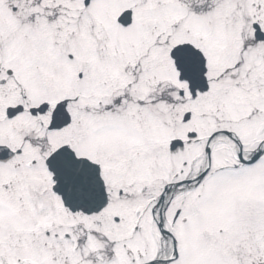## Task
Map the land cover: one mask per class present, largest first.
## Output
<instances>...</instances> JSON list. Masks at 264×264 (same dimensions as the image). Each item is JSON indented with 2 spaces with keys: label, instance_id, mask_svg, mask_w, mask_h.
Listing matches in <instances>:
<instances>
[{
  "label": "snow or ice",
  "instance_id": "1",
  "mask_svg": "<svg viewBox=\"0 0 264 264\" xmlns=\"http://www.w3.org/2000/svg\"><path fill=\"white\" fill-rule=\"evenodd\" d=\"M0 264H264V0H0Z\"/></svg>",
  "mask_w": 264,
  "mask_h": 264
}]
</instances>
